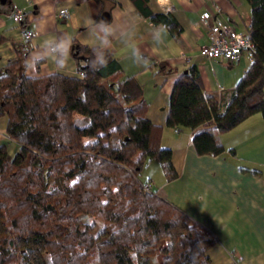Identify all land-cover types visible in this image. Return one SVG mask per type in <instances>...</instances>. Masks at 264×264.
<instances>
[{"label":"trees","instance_id":"trees-1","mask_svg":"<svg viewBox=\"0 0 264 264\" xmlns=\"http://www.w3.org/2000/svg\"><path fill=\"white\" fill-rule=\"evenodd\" d=\"M131 1L180 35L170 14H153L149 0ZM244 1L256 56L233 92H205L191 67L171 95L166 125L191 130L198 155L226 152L213 129L224 134L264 118V0ZM7 41L0 34V47ZM71 53L85 62L83 77H27L26 52L0 67V116L19 145L14 155L0 146V264H211L217 239L139 180L152 161L167 182L179 177L161 127L147 119L142 85L122 80L113 57L93 67L91 48L73 44Z\"/></svg>","mask_w":264,"mask_h":264},{"label":"crops","instance_id":"crops-1","mask_svg":"<svg viewBox=\"0 0 264 264\" xmlns=\"http://www.w3.org/2000/svg\"><path fill=\"white\" fill-rule=\"evenodd\" d=\"M148 6L153 14H170L182 29L180 35L175 37L164 25H155L150 17L139 13L131 0L0 3V34L8 39L0 47V67L20 54L23 57L25 52L27 61L40 48L47 32L68 34L72 44L91 48V41L85 39L87 29L82 26L84 19L91 16L99 21L104 13H109V22L114 16L133 23L135 38L127 44L114 43L108 56L120 63L122 80L136 78L142 85L147 119L161 127V146L173 151L179 177L167 182L163 174L154 190L217 239L208 253L211 264H264V118L257 114L224 134L213 129L216 139L226 148L219 156L198 155L191 142V130L166 125L175 85L189 68L198 69L205 92L229 96L252 65L246 55L233 64L202 57L200 49L210 38L207 27L200 24L201 16L210 12L218 22L229 23L247 34L252 25L251 8L244 0H149ZM62 8L71 13L67 21L57 17ZM15 9L23 11L24 24L36 33L31 41L22 40L23 27L12 17ZM153 30L159 31V44L151 38ZM133 48L140 49L143 62L134 60ZM84 65L71 53L61 69L45 60L35 70L25 72L30 78L55 74L77 77ZM220 86L224 87L223 92L219 91ZM7 126V117L0 116V146H11L10 154L14 155L19 145L8 136Z\"/></svg>","mask_w":264,"mask_h":264},{"label":"clouds","instance_id":"clouds-1","mask_svg":"<svg viewBox=\"0 0 264 264\" xmlns=\"http://www.w3.org/2000/svg\"><path fill=\"white\" fill-rule=\"evenodd\" d=\"M83 27L87 29L85 39L91 41L93 67H102L108 61V53L114 43H129L136 35V27L133 23L117 20L113 16L111 22L103 19L97 21L91 17L85 18ZM152 40L160 43L158 30L151 33ZM72 38L65 33L47 32L44 35L40 48L26 61V69L35 70L45 60H51L56 69H61L67 63L72 49ZM132 57L138 63L144 61V57L138 48H133Z\"/></svg>","mask_w":264,"mask_h":264},{"label":"built area","instance_id":"built-area-1","mask_svg":"<svg viewBox=\"0 0 264 264\" xmlns=\"http://www.w3.org/2000/svg\"><path fill=\"white\" fill-rule=\"evenodd\" d=\"M13 20L22 25L21 38L24 41H31L36 33L24 24V13L15 9ZM57 17L62 20H69L71 13L62 8L58 11ZM200 24L207 27L210 41L200 49V55L208 60H225L233 64L239 62L243 55H246L253 62L256 56V48L250 34L238 32L231 24L222 23L215 20L210 12H205L200 19ZM83 73H78V77H83ZM224 87L220 86L219 91L223 92ZM146 193H151L150 185L144 186ZM159 195V194H158ZM236 264V263H234Z\"/></svg>","mask_w":264,"mask_h":264},{"label":"rangeland","instance_id":"rangeland-1","mask_svg":"<svg viewBox=\"0 0 264 264\" xmlns=\"http://www.w3.org/2000/svg\"><path fill=\"white\" fill-rule=\"evenodd\" d=\"M75 122L78 126H84L85 121L83 119L82 116L80 115H76L75 116ZM9 151L11 152L13 150V148H11V146H8ZM260 158H262L263 156H258ZM163 175L161 166L158 162L156 161H152L151 163H148L147 167L141 171L139 173V180L141 181V183H148L149 181H154L155 184H153L152 189H155L154 185H159L158 184V180L159 178H161ZM164 176V175H163ZM82 220L84 222L87 223H92L93 221H95L94 219H92L91 217L88 216H82ZM98 225L100 226L101 224L98 223Z\"/></svg>","mask_w":264,"mask_h":264},{"label":"water","instance_id":"water-1","mask_svg":"<svg viewBox=\"0 0 264 264\" xmlns=\"http://www.w3.org/2000/svg\"><path fill=\"white\" fill-rule=\"evenodd\" d=\"M7 2H9V0H0V3L2 5H6ZM102 19L109 22L110 21L109 13H104L103 16H102Z\"/></svg>","mask_w":264,"mask_h":264}]
</instances>
